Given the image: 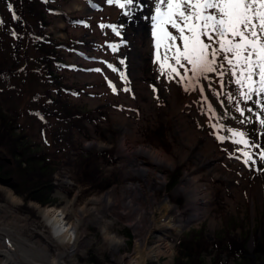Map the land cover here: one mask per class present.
I'll use <instances>...</instances> for the list:
<instances>
[{"label":"rangeland","instance_id":"374dc122","mask_svg":"<svg viewBox=\"0 0 264 264\" xmlns=\"http://www.w3.org/2000/svg\"><path fill=\"white\" fill-rule=\"evenodd\" d=\"M158 6L167 10L159 0H135L125 9L108 0H0V213L17 214L16 221L25 225L22 238L38 250L46 247L48 259L66 253L64 264H129L138 257L141 239L146 253L162 243L170 248V254L146 264H177L178 259L179 264H264V196L253 198L250 192L264 179V126L259 123L264 94L243 98L235 83L239 73L232 75L224 53L206 78H193L183 60L184 68L176 65L171 59L175 49L166 50L173 42L156 27ZM160 27L180 35L170 25ZM185 35H190L187 29ZM175 45L182 49L183 41ZM135 46L141 56L137 74L131 57ZM124 128L128 150L151 146L174 163L158 168L148 156H136L149 170L166 175V184L155 191L156 211L153 217L144 215L138 231L133 215L104 213L103 205L94 203L110 191L121 195L128 183L150 192L141 172L131 170L130 156L119 154ZM233 132L259 144L243 149L252 155L247 164L242 144L233 142L241 138ZM196 150L209 160L220 158L201 167ZM196 169L194 175L208 186V215L177 240L165 224L172 217L179 224L181 218L161 203L168 196L187 221L194 210L178 187ZM1 188L22 203L13 204ZM34 206L68 208L69 214L96 209L125 244L119 253L100 249L102 229L88 224L93 246L74 259ZM188 256L194 257L187 261Z\"/></svg>","mask_w":264,"mask_h":264},{"label":"bare ground","instance_id":"6f19581e","mask_svg":"<svg viewBox=\"0 0 264 264\" xmlns=\"http://www.w3.org/2000/svg\"><path fill=\"white\" fill-rule=\"evenodd\" d=\"M131 57L136 62V65H132L133 73L137 74L138 70L136 66L139 64L141 56L136 46L132 48ZM126 133L127 129L124 128L123 141L119 154L130 156L131 170L135 171L136 169L134 168L136 167L141 172V176H143L146 184H148L150 192L147 193L139 183H128L121 195L117 196L114 191H110L101 199L95 200L94 203L103 205L105 209L104 213H110L114 210L113 212L124 216L133 215V218H135L133 228L135 231H138L143 228L142 225L145 222V214H147L148 217H153L156 211L155 205L158 204L155 191L166 184V175L157 173V170H149V168L145 167L144 163L137 160L136 156H148L152 162L156 163L158 168H171L174 166V163L166 158L158 149L151 146H143L135 150H128L126 145ZM89 146H95V144L90 143ZM97 147L107 148L106 145H97ZM196 157L201 167H211L215 158H220L219 156H215L214 160H209L202 150H196ZM196 172L197 169L192 173L187 172L181 185L178 187V191L186 196L187 203L194 212L187 221L183 220L181 217L179 224L168 221L165 225L168 227L169 235H178L183 229L188 228L191 224L204 219L208 215V211L206 210V207H208L210 203L208 186L206 183L201 182L200 176L194 175ZM149 173H152L151 178L148 176ZM219 175L220 174H216V176ZM1 189L4 190L7 198L13 204L18 205L22 203L21 199L16 197L10 189ZM250 192L253 198L257 195L259 199H261L264 196V179L260 178L257 180V183L251 187ZM253 198L252 204L255 207L256 204ZM76 200V197L73 198L69 205L73 206ZM144 204H146L147 207L144 208L143 211L142 209L145 207ZM161 204L162 206L170 207L174 214L179 213L178 207L171 204L168 196ZM34 207L37 209L39 215H41L51 227L52 235L57 243L68 250V253L74 259H76L78 252H85L88 248L93 246V242L88 238V224L99 225L102 229V245L98 244L100 249L110 247L114 252L119 253L120 247L125 244L124 238H119L110 231V223L104 222L102 213L96 209H92L91 213H87L88 211L85 209H80L79 211H72V214H69L70 210L68 208L66 210H58L55 208ZM7 214V216L3 217L0 213V220L3 218L6 219L5 223L2 222L4 224L0 222V233H2V235H0V264H64L63 259L66 257V253L59 255L57 258L48 259L46 247L38 250L34 245L29 244V240L22 238L21 231L25 225L23 224L24 222H22L21 225L16 221L17 214L13 212ZM90 215L93 216V220ZM150 219L151 218H149V220ZM150 221L153 222V218ZM211 225L212 227L215 226L214 222ZM3 234L7 236L8 241L6 237H3ZM146 246L145 240L142 241L141 239L137 242L136 255L138 257L133 258L129 264H146V261L150 258L157 259L162 255L170 254V248L165 244L156 245L147 253L145 252Z\"/></svg>","mask_w":264,"mask_h":264},{"label":"snow or ice","instance_id":"6c2138e0","mask_svg":"<svg viewBox=\"0 0 264 264\" xmlns=\"http://www.w3.org/2000/svg\"><path fill=\"white\" fill-rule=\"evenodd\" d=\"M108 2L125 9L130 8L135 0ZM165 3L167 10L161 11L159 6L156 7L154 20L156 27L163 31L165 39L173 42L172 45H166V50L175 49L171 59L175 60L176 65L184 68L183 60L191 66L185 71L190 70L193 78H206L207 73L216 71V57L224 53L232 75L239 73L235 83L240 86L243 98L252 100L253 94H264V0H159L160 5ZM129 14V11H125V15ZM161 25H170L179 32V37L161 28ZM186 29L190 35H185ZM202 37H207L209 42L205 43ZM177 39L183 41L182 49L175 45ZM213 44H218L219 48H214ZM229 53L232 58H228ZM168 59L166 55L165 60ZM169 67L172 72L180 75L176 67ZM245 86L247 91L243 90ZM261 107L264 109V105ZM237 110L243 115V109ZM259 123L264 126V118ZM233 136L241 138L233 142L242 144L240 151L247 157L244 161L247 164L252 155L243 149L257 148L259 144L250 142L243 132H233ZM260 159L264 160V151L260 153Z\"/></svg>","mask_w":264,"mask_h":264},{"label":"trees","instance_id":"16d2710c","mask_svg":"<svg viewBox=\"0 0 264 264\" xmlns=\"http://www.w3.org/2000/svg\"><path fill=\"white\" fill-rule=\"evenodd\" d=\"M232 242H233V241H232ZM180 248H181V247H180ZM188 248H189L190 250L194 251L195 253H197V251H195V247H194L193 245H189ZM240 254H243V252L241 251ZM187 255H190V254H187ZM192 257H194V256H188L185 260L188 261L189 259H193ZM199 257H200V256H199ZM199 257H198V258H199ZM181 258H182V257H181ZM194 259H195V258H194ZM179 260H180V259H178V261H177L178 263H177V264H179V262H180ZM187 261H186V263H187ZM238 264H240V263H238ZM243 264H248V263H247L246 261H243Z\"/></svg>","mask_w":264,"mask_h":264}]
</instances>
